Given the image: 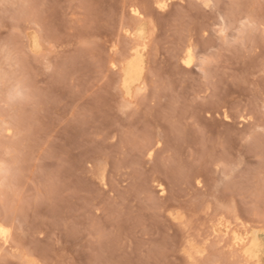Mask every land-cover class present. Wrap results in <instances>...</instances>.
Listing matches in <instances>:
<instances>
[{
	"label": "rangeland",
	"instance_id": "374dc122",
	"mask_svg": "<svg viewBox=\"0 0 264 264\" xmlns=\"http://www.w3.org/2000/svg\"><path fill=\"white\" fill-rule=\"evenodd\" d=\"M160 1L0 8L33 87L0 264H244L226 228L264 264V0Z\"/></svg>",
	"mask_w": 264,
	"mask_h": 264
},
{
	"label": "clouds",
	"instance_id": "9594fccd",
	"mask_svg": "<svg viewBox=\"0 0 264 264\" xmlns=\"http://www.w3.org/2000/svg\"><path fill=\"white\" fill-rule=\"evenodd\" d=\"M5 6V0H0V8ZM45 72L50 69L45 68ZM33 87L30 76L19 61L14 49L8 45L0 47V124L12 121L13 115L22 109L26 98L30 101ZM12 134L9 133V136ZM0 133V207L7 211V202L11 197H19L21 191H14L11 183L12 161L19 155L15 146V137L9 139ZM21 173L17 171L18 178Z\"/></svg>",
	"mask_w": 264,
	"mask_h": 264
},
{
	"label": "bare ground",
	"instance_id": "6f19581e",
	"mask_svg": "<svg viewBox=\"0 0 264 264\" xmlns=\"http://www.w3.org/2000/svg\"><path fill=\"white\" fill-rule=\"evenodd\" d=\"M159 4V3H158ZM165 5L166 6V3L164 0L160 1V5ZM164 9V8H162ZM133 12L136 14V16H139L140 15L138 14V12L135 10H133ZM140 34H142V32H140ZM138 38V37H137ZM135 38V40L137 39ZM139 39V38H138ZM141 43V42H140ZM140 45V44H139ZM137 45L135 46L134 48V53L133 56H132V61L131 63H134L136 62V60L140 57V55L142 54V49L140 48V46ZM143 45V44H142ZM144 49V48H143ZM192 52H191V49L188 50L187 54H186V61L187 60H191L192 62ZM189 66V65H187ZM135 80H133L134 82ZM132 82V81H131ZM132 82V83H133ZM226 227V226H225ZM229 227V226H228ZM3 228V227H2ZM1 229V227H0ZM231 228H226L225 232H224V236L226 235H231V240L229 239L230 241V245L232 246V248H234L237 252L240 253L241 257L244 259V264H250L252 260H256V259H259V252H258V240H257V237L255 238L254 236H251L250 233L248 234H237V233H234L233 231L230 230ZM221 232V231H220ZM247 233V232H246ZM223 234V233H222ZM222 234L220 233L221 235V238H224L222 236ZM0 236L2 237L3 241L5 243H7V236H4L3 233H0ZM219 237V236H218ZM228 241V243H229ZM222 242V239L221 241ZM235 251V252H236ZM261 261V260H260Z\"/></svg>",
	"mask_w": 264,
	"mask_h": 264
},
{
	"label": "snow or ice",
	"instance_id": "6c2138e0",
	"mask_svg": "<svg viewBox=\"0 0 264 264\" xmlns=\"http://www.w3.org/2000/svg\"><path fill=\"white\" fill-rule=\"evenodd\" d=\"M158 7L164 8L165 5L161 4V5H158ZM113 51H115V50H113ZM185 63H186V65H190L191 64V60L189 59V60L185 61ZM112 67L115 68L116 67L115 64H113ZM0 233H3L4 236H7V233L4 232L2 229H0Z\"/></svg>",
	"mask_w": 264,
	"mask_h": 264
}]
</instances>
